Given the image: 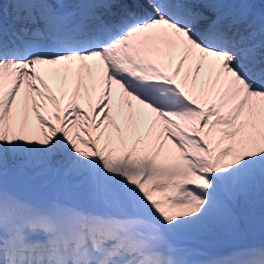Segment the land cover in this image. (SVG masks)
Segmentation results:
<instances>
[{
  "label": "snow or ice",
  "instance_id": "6c2138e0",
  "mask_svg": "<svg viewBox=\"0 0 264 264\" xmlns=\"http://www.w3.org/2000/svg\"><path fill=\"white\" fill-rule=\"evenodd\" d=\"M257 233L264 0H0V264H264Z\"/></svg>",
  "mask_w": 264,
  "mask_h": 264
},
{
  "label": "rangeland",
  "instance_id": "374dc122",
  "mask_svg": "<svg viewBox=\"0 0 264 264\" xmlns=\"http://www.w3.org/2000/svg\"><path fill=\"white\" fill-rule=\"evenodd\" d=\"M259 235H260V233H259Z\"/></svg>",
  "mask_w": 264,
  "mask_h": 264
}]
</instances>
